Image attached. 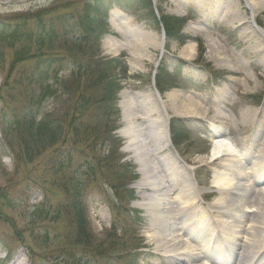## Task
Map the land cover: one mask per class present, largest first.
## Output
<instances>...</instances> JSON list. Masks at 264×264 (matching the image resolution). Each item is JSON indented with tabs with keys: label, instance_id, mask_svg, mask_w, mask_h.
<instances>
[{
	"label": "rangeland",
	"instance_id": "374dc122",
	"mask_svg": "<svg viewBox=\"0 0 264 264\" xmlns=\"http://www.w3.org/2000/svg\"><path fill=\"white\" fill-rule=\"evenodd\" d=\"M56 1L0 0V24L8 25L17 17L23 23L37 10ZM252 1L256 5L255 22L264 28V0ZM82 2L83 0H72L67 9H79ZM156 5L162 16L190 19L182 34L196 39V55L186 63L176 60L181 45L165 36V52L156 75L158 81L157 84L153 83L151 75L154 64L159 59V49L153 45L161 41L160 28L148 24L143 17L145 10L134 1L125 5L123 11L114 8L118 13H113L109 21L110 34L101 38L100 55L111 58L123 56L126 61L129 78L124 81L118 99L120 119L116 123L118 127L114 135L117 136L120 146L114 156L116 163L119 161L120 164H132L133 174L137 179L118 194L100 178L90 179L84 185L83 199L87 205V221L102 255L95 264H163L155 250L158 239L151 232L150 218L143 209L137 207L140 202L149 200L153 191L151 188H138V181L153 173H166L170 179L158 186L160 190L170 192L169 199L172 200L184 189L183 183L191 179L201 189L202 207H207L215 202L218 195L212 184L217 160H213V163L200 161L202 157L210 154V136L214 131L212 126L224 128L230 139L242 149L256 148L259 145L257 137L264 133V48L261 39L252 31L251 22L248 20L252 12L246 9L244 1L157 0ZM232 14L242 18V24L236 23ZM113 22L119 28L126 29L122 37L113 29ZM168 24L172 26V22ZM163 28L165 31V27ZM144 31L149 34L151 42L144 47L142 53L151 56L154 60L151 63L145 60L135 68L131 64L128 50L110 53L105 47L108 37L131 42L139 39ZM208 38L216 42L221 56L228 59L232 68L216 65V60L209 56V50L205 46ZM0 58L2 84L15 70L11 64L12 52L9 49L1 48ZM156 90L165 102V111L169 115V142L172 124L181 131L177 145L169 146L164 141L162 152L143 158L147 165L143 175L140 173L142 167L136 163L132 153L125 151L128 140L119 134L125 126L121 94L123 91L129 92L132 106H147L151 110L150 120L142 125L141 133L144 138L153 139L154 132L162 127L164 116L151 101V95ZM0 95H5V91ZM190 101L198 103L200 110L205 109L206 114L190 119L178 116L177 110H183L181 107L185 104L191 105ZM135 123H140V120ZM4 142L0 135V147ZM1 151L0 148V264H12L18 256L21 259L17 262L23 264L69 263L64 260L70 257L66 214L62 212L55 221L50 214L47 218L39 219L30 216L32 207L42 200V189L51 195V209L63 200L62 192L51 184L62 178V175L54 174L50 169L52 149L42 152L32 163L16 161ZM172 172L176 181L171 179ZM131 190L133 199H128L127 192ZM247 196L253 198L251 193ZM245 219L258 222L261 221V215L251 214ZM29 235L32 241L29 240ZM43 235L48 237L45 239ZM33 237L38 240L35 241ZM23 242L32 244L30 254ZM258 264H264V260L261 259Z\"/></svg>",
	"mask_w": 264,
	"mask_h": 264
},
{
	"label": "trees",
	"instance_id": "16d2710c",
	"mask_svg": "<svg viewBox=\"0 0 264 264\" xmlns=\"http://www.w3.org/2000/svg\"><path fill=\"white\" fill-rule=\"evenodd\" d=\"M71 1L57 0L23 23L17 17L0 24V49L12 52L15 70L0 86V93L5 91L0 95V134L5 141L0 148L25 163L52 149L50 169L62 178L51 184L63 200L51 209V195L42 189V200L30 216L50 214L55 221L64 212L70 254L64 264H95L102 255L87 221L84 185L100 178L118 194L137 179L134 166L116 163L114 156L120 146L113 135L120 117L118 94L128 78L125 61L100 56L109 12L132 0H83L79 9H67ZM135 1L145 10L148 24L157 26L150 1ZM161 21L172 40L184 44L189 39L179 35L185 21L167 16ZM172 132L175 140L179 132L174 127ZM132 197L128 191L126 198ZM30 242H23L29 254Z\"/></svg>",
	"mask_w": 264,
	"mask_h": 264
},
{
	"label": "bare ground",
	"instance_id": "6f19581e",
	"mask_svg": "<svg viewBox=\"0 0 264 264\" xmlns=\"http://www.w3.org/2000/svg\"><path fill=\"white\" fill-rule=\"evenodd\" d=\"M244 2L252 12L248 18L252 31L261 39L264 48V28H257L255 22L256 5L252 0ZM232 15L236 23L242 24V18ZM112 26L121 37L126 33L125 28H119L114 22ZM106 39L105 47L110 53L128 50L131 64L135 68L142 61H154L151 56L142 53L144 47L151 42L145 31L139 39L131 42H121L113 37ZM205 43L209 56L216 60L218 67L232 68L228 59L221 56L214 40L208 38ZM161 45L162 43L155 42L153 47L162 49ZM195 55L196 46L192 42H187L178 50V57L185 61L193 60ZM129 95L126 91L121 94L125 126L119 134L128 140L125 151L132 153L136 163L142 167L140 173L144 175L147 165L143 158L162 152L163 142L167 143V122L163 116L162 127L154 132L153 139L144 138L141 127L150 120L152 112L147 106H132ZM170 97L171 95L168 98ZM151 101L156 108H165V102L160 96L151 95ZM190 102L191 105L181 107L183 110H177L178 116L190 119L206 114L205 109L200 110L198 103ZM137 120L140 123L136 124ZM212 129L210 154L200 161L213 163V160H217V169L214 170L212 179L218 193L215 202L202 207L201 189L191 179L185 181L184 189L175 199L170 200L171 193L160 190L158 186L170 179L166 173L144 176L136 185L153 191L151 198L140 202L137 207L143 209L150 218L151 232L158 239L155 250L163 264H258L261 259L264 260V134L258 136L259 145L256 146V153H253L255 150L252 147L242 149L237 146L224 128L212 126ZM175 163L177 164L176 161ZM171 175V179L176 181L173 172ZM248 193L253 198H249ZM251 214H260L261 221H245ZM211 221L215 223L212 224ZM196 224L199 228H196ZM20 257L12 264H23L17 262Z\"/></svg>",
	"mask_w": 264,
	"mask_h": 264
},
{
	"label": "water",
	"instance_id": "95a60500",
	"mask_svg": "<svg viewBox=\"0 0 264 264\" xmlns=\"http://www.w3.org/2000/svg\"><path fill=\"white\" fill-rule=\"evenodd\" d=\"M153 3H154V0H153ZM155 14H156V11H155Z\"/></svg>",
	"mask_w": 264,
	"mask_h": 264
}]
</instances>
